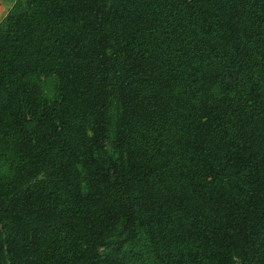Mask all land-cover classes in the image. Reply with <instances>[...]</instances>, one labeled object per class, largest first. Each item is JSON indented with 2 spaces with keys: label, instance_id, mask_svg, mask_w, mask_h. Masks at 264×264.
<instances>
[{
  "label": "trees",
  "instance_id": "trees-1",
  "mask_svg": "<svg viewBox=\"0 0 264 264\" xmlns=\"http://www.w3.org/2000/svg\"><path fill=\"white\" fill-rule=\"evenodd\" d=\"M0 264H264V0H17Z\"/></svg>",
  "mask_w": 264,
  "mask_h": 264
},
{
  "label": "crops",
  "instance_id": "crops-1",
  "mask_svg": "<svg viewBox=\"0 0 264 264\" xmlns=\"http://www.w3.org/2000/svg\"><path fill=\"white\" fill-rule=\"evenodd\" d=\"M17 0H0V22L11 10Z\"/></svg>",
  "mask_w": 264,
  "mask_h": 264
}]
</instances>
